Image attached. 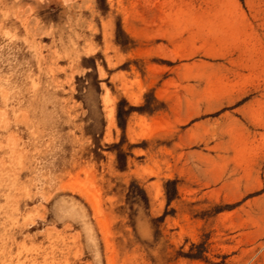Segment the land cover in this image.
<instances>
[{"label": "rangeland", "instance_id": "obj_1", "mask_svg": "<svg viewBox=\"0 0 264 264\" xmlns=\"http://www.w3.org/2000/svg\"><path fill=\"white\" fill-rule=\"evenodd\" d=\"M0 264H264V0H0Z\"/></svg>", "mask_w": 264, "mask_h": 264}, {"label": "trees", "instance_id": "obj_2", "mask_svg": "<svg viewBox=\"0 0 264 264\" xmlns=\"http://www.w3.org/2000/svg\"><path fill=\"white\" fill-rule=\"evenodd\" d=\"M176 196V191L174 190L172 194H168V199L171 200Z\"/></svg>", "mask_w": 264, "mask_h": 264}]
</instances>
